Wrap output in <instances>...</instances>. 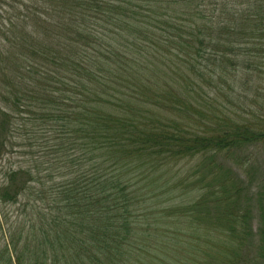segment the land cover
Returning a JSON list of instances; mask_svg holds the SVG:
<instances>
[{
    "label": "trees",
    "instance_id": "16d2710c",
    "mask_svg": "<svg viewBox=\"0 0 264 264\" xmlns=\"http://www.w3.org/2000/svg\"><path fill=\"white\" fill-rule=\"evenodd\" d=\"M263 67L264 0H0V264H233Z\"/></svg>",
    "mask_w": 264,
    "mask_h": 264
},
{
    "label": "rangeland",
    "instance_id": "374dc122",
    "mask_svg": "<svg viewBox=\"0 0 264 264\" xmlns=\"http://www.w3.org/2000/svg\"><path fill=\"white\" fill-rule=\"evenodd\" d=\"M257 83V77L254 75L252 87L255 88ZM261 86L264 87V67ZM253 96L252 90L249 98L253 99V101L250 100L248 106L250 108H255V112L261 114L264 118V98L260 99L261 106H258ZM246 155H248V158L245 157ZM230 164L233 168V172L238 176L237 180L241 182L239 186H241L244 197L240 206H250L251 208H249L252 210L249 224L253 234L248 240L237 244L234 253L228 251V256L233 264H264V236L260 231V227L263 224L261 212L263 211L264 213V143L250 147L244 152L236 153L232 156ZM244 189L247 191L244 192ZM218 236L221 238V235ZM217 250L221 251L217 252ZM222 259L227 260L226 246L223 243L221 245L217 244L211 255H205L204 258L198 260L205 264H224ZM192 261L195 260L191 259L189 263L195 264L194 262L192 263ZM156 262L162 263L161 260H157Z\"/></svg>",
    "mask_w": 264,
    "mask_h": 264
}]
</instances>
